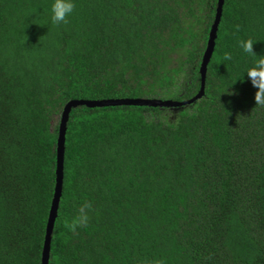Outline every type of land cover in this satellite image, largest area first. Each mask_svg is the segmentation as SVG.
I'll return each mask as SVG.
<instances>
[{
	"label": "trees",
	"instance_id": "trees-1",
	"mask_svg": "<svg viewBox=\"0 0 264 264\" xmlns=\"http://www.w3.org/2000/svg\"><path fill=\"white\" fill-rule=\"evenodd\" d=\"M217 6L75 0L53 24L51 0H0V264H42L66 104L192 99ZM262 60L264 0H224L204 95L174 118L73 107L48 264H264Z\"/></svg>",
	"mask_w": 264,
	"mask_h": 264
},
{
	"label": "water",
	"instance_id": "water-1",
	"mask_svg": "<svg viewBox=\"0 0 264 264\" xmlns=\"http://www.w3.org/2000/svg\"><path fill=\"white\" fill-rule=\"evenodd\" d=\"M224 0H218L217 12L214 24L212 26L210 32V38L208 41L207 49L205 51L202 65L200 68V73L202 76V84L201 89L197 95H195L192 99L186 101H173V100H161V99H147V98H139V99H108V100H72L68 102L64 108L61 122H60V131L58 138V150H57V183L55 188V194L52 201V207L50 211V216L47 224L46 237L44 242V248L42 253V264H48L49 255H50V244H51V234L54 227V222L57 216V210L62 190V181H63V164H64V144H65V133L67 127V121L69 118V113L73 107H77L79 105H86L88 107H97V106H110V105H138V106H152V107H180L187 104H191L198 99H200L204 95L205 90V78H206V70L209 60L211 58L214 43L216 38V32L218 28V23L222 13V6Z\"/></svg>",
	"mask_w": 264,
	"mask_h": 264
},
{
	"label": "clouds",
	"instance_id": "clouds-1",
	"mask_svg": "<svg viewBox=\"0 0 264 264\" xmlns=\"http://www.w3.org/2000/svg\"><path fill=\"white\" fill-rule=\"evenodd\" d=\"M74 8H75V0H51V12H50L51 22L53 24L67 23L69 16L74 11ZM255 42L252 38H247L245 40L240 41V44L245 52L255 53L253 51V44ZM225 57L228 59L231 58L230 54L228 53H225ZM261 64H264V60L261 61ZM247 74L251 78L252 84L254 86H257L258 89L264 90V70L257 71L256 69L253 68V69H250L247 72ZM255 100H256V104L258 102H264V97H262L261 95L255 94ZM86 220H87V217L82 215L79 221H74L71 226L75 227L77 223H85Z\"/></svg>",
	"mask_w": 264,
	"mask_h": 264
},
{
	"label": "rangeland",
	"instance_id": "rangeland-1",
	"mask_svg": "<svg viewBox=\"0 0 264 264\" xmlns=\"http://www.w3.org/2000/svg\"><path fill=\"white\" fill-rule=\"evenodd\" d=\"M176 107H174V108H167V110H166V113H167V115H168V117H171V118H174V115H176V109H175ZM165 113V112H164ZM56 124V121H54V124L53 125H55Z\"/></svg>",
	"mask_w": 264,
	"mask_h": 264
}]
</instances>
